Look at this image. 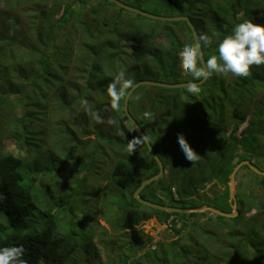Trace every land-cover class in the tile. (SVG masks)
<instances>
[{"label": "trees", "instance_id": "trees-1", "mask_svg": "<svg viewBox=\"0 0 264 264\" xmlns=\"http://www.w3.org/2000/svg\"><path fill=\"white\" fill-rule=\"evenodd\" d=\"M121 1L145 11L161 9L167 16H189L199 35L213 36L214 44L203 50L205 59L216 54V44L231 33L235 24L244 20L264 24V0ZM85 13L89 20H83ZM73 20L82 31L70 28ZM93 21L98 22L96 28H91ZM194 41L185 21L153 20L110 0H0V91L8 93L0 99V110L23 101L25 117L29 118L31 110L25 105L34 92L35 101L49 98L54 103L57 119L52 125L55 134H50L48 122L46 130L38 128L37 123L28 128L25 122L16 123L20 129L12 133L16 149L25 150L32 158L31 149L40 143L34 137L49 132L53 139L63 142L69 155L77 150L74 157L87 159L88 144L94 141L91 153L104 166V171L97 174L104 175L98 188L109 197L104 199L106 211L98 214L112 228V235L106 231L102 237L98 233L99 240L106 235L112 240L115 233L130 229L131 237L118 248V264H264V176L249 167L244 166L237 174L236 218L208 212L170 213L134 198L142 181L158 174L159 166L125 115L128 92L113 105L114 87L121 74L134 84L141 80L196 82L185 73L179 57L184 45ZM24 61L30 62L29 68L22 65ZM11 62L18 65L15 72L22 85L9 76ZM198 87L200 92L192 95L187 88L140 86L131 96L130 113L165 166L164 176L147 185L140 196L171 207L208 205L232 212L229 183L236 165L249 160L264 170V65L253 66L246 77L213 73ZM86 97H98L93 106L94 121L91 113L76 121V105ZM41 108L32 116L44 118L47 107L44 104ZM65 110L69 120L60 122V113ZM145 112L151 113V118H146ZM87 129L95 138L84 136V143L80 142L77 130ZM181 133L199 154L194 163L180 150L177 136ZM99 141L103 143L102 157ZM136 143L144 153L134 150ZM44 173L55 187L47 188L45 181L48 196H52L41 200L44 208L61 204L59 212L67 202L74 208L73 188L60 183L53 160L49 159L37 173L13 150L0 154V249L22 248L24 264H51L53 260L65 263L79 249L74 230L67 235L60 230L58 213L41 210L40 215L35 214L34 185L36 176ZM210 184L213 195L204 191ZM42 195L37 190V199ZM253 209L257 213L247 216ZM203 217L219 228L202 229L206 226V222L199 224ZM156 219L159 227L170 225L163 232L164 240L131 233L148 220L155 228Z\"/></svg>", "mask_w": 264, "mask_h": 264}, {"label": "rangeland", "instance_id": "rangeland-1", "mask_svg": "<svg viewBox=\"0 0 264 264\" xmlns=\"http://www.w3.org/2000/svg\"><path fill=\"white\" fill-rule=\"evenodd\" d=\"M98 8L101 10H104L102 5H99ZM106 9V8H105ZM150 13H155L156 15L161 16H167L162 12L161 9L154 10L151 9V11H147ZM22 15V14H21ZM83 20H89L87 14H83ZM71 27H77L80 28V26L77 25L76 21L73 20L71 22ZM98 26L97 21H93L91 24V28H96ZM69 27H62V30L68 31L70 29ZM80 31H82V28H80ZM57 43V41H56ZM21 51L24 50V48L20 49ZM16 63L11 62L10 65V74L9 76L12 77L14 80H16L19 84L22 85V83L18 79V73L15 72ZM22 65L27 69L29 68L30 62L24 61L22 62ZM18 66V65H17ZM75 69V64L72 65L71 71ZM32 76L29 75V79ZM233 77V76H232ZM26 82V81H25ZM5 84H9L8 82H5ZM29 82L27 83V89H30ZM16 90V89H15ZM17 91V90H16ZM35 93L31 92L29 94V100L28 103L25 105L26 109L31 110V115L29 118L25 117V108L23 107V101L21 104H9L4 107L3 110H0V154L3 152H7L8 150H13L15 152V155H18L25 159L27 163L30 164V167L32 169L39 173L42 170V167L45 166V164L49 163V159L53 160V167L55 168V171L57 172L58 176H60V183L66 182L68 186L73 188V197L74 201L76 202V205L74 208H70L71 202H67L63 209H60L58 212V208L60 205L58 204L55 207H51L47 205L45 208L41 202L42 199L46 197H50L52 195L48 196L47 190L45 189V181L47 182V188L50 187V189H54V185L49 181L50 178L46 173L43 175L36 176V184L34 187L40 192L42 195V198L40 197L37 199V190H34L35 198H36V205H37V211L35 214L40 215L41 210H47L51 211L53 214L59 215L60 219L62 220V224H59L60 230L67 235L70 229H73L74 232L77 234L76 240L79 243V249L77 252L71 257V259L65 263H59L55 260H53V263L51 264H118L120 261V257L118 256L117 252H119L118 248L123 247L126 240L131 237L129 230H127L125 233L126 237H122L123 234L121 233H115V236H112L110 240V235H112V228L110 223L105 218H100L98 211L101 213L102 211H106V208L104 206V199H108L109 197H104L99 190V184L102 185L103 182L100 181L104 177V175L101 174L100 177H98V172L104 171V166L102 163L98 162L97 156H93V153H91L94 150V141L89 143L88 141L85 143V146L88 144V151H90L87 159H80L79 157H74V155L77 154V150L75 153L71 156L67 153V150L63 144L62 141H58L53 139L49 132H44L40 136L34 137L36 144L31 149V156H28L25 154V150H18L16 149L17 146L14 143V138H12V133L17 132L18 128H16V123H22L25 122L27 128L29 126L36 125V123L39 125L38 128L43 127L44 130H46V123L48 125H51L50 134L55 132L52 129V125L54 123L56 124L57 119L55 117L56 113L55 111V105L52 103V101L48 98L47 100H37L35 101L33 98H35ZM8 93L1 92L0 91V99L4 98ZM33 97H32V96ZM15 95H13V98ZM88 99H82L79 103L76 105V111L74 113L75 120L78 121L80 117H84L86 114L91 113L92 115V121L93 119V106L98 103V97H93L92 100H90V97H86ZM1 102V101H0ZM32 104V105H31ZM47 107V112H45L44 118H36L35 116H32L34 114L35 110H40V108L36 105ZM24 109V110H23ZM42 110V108H41ZM68 110V109H67ZM85 113V114H83ZM60 118L63 117V119H59L60 122H66L69 119L67 118L66 110L62 113H60ZM51 119V122L49 121ZM33 120V121H32ZM81 120H85L84 118H81ZM70 123V122H69ZM79 127H83V123L79 122ZM87 125V122L85 123ZM72 125V124H71ZM23 128V126H22ZM26 129V128H24ZM57 130V129H56ZM78 134L80 136L79 140L80 142L84 143V136L95 138V135L93 132H90V129H87L85 131H78ZM103 143L99 141L97 144V147L100 149V155L103 156L101 153ZM134 150H138L140 152L144 153V148L139 144L136 143L134 146ZM67 154V155H66ZM90 156L91 158L90 161ZM87 157V156H86ZM81 160V161H80ZM91 163V165H90ZM264 168V167H263ZM86 181H83V179ZM100 178V179H99ZM58 188L60 187L59 183H55ZM65 184V183H64ZM106 184V182H105ZM213 184H210L204 191L208 192L210 195H213V193L210 191V188ZM55 190V189H54ZM42 192V193H41ZM68 193H70V189L68 190ZM111 194H109L110 196ZM55 199V198H54ZM53 197H51V202H54ZM238 206H239V199L237 197ZM44 204H47L48 201L44 200ZM51 208V209H49ZM254 210V211H253ZM250 212H248L247 216H251L252 214H256L257 210L253 209ZM66 213L68 215H66ZM208 215H213L212 212H208ZM207 215V216H208ZM150 220L145 222L144 224H141L140 227H137V229L131 230V233H141L146 236H153L156 240H164L163 238V232L165 228L167 227L164 225L163 227H159V222L156 219L155 220V228L152 224L149 223ZM100 222V223H99ZM206 222V226L202 225V223ZM102 224V225H101ZM202 229H206L209 227L213 228H219V226L206 219V217L200 218L199 223ZM102 226V227H101ZM110 233V235L104 236V239L98 237V233L105 235V232ZM168 241H166L167 243ZM168 244V243H167ZM117 254V255H115ZM162 254H160V257Z\"/></svg>", "mask_w": 264, "mask_h": 264}, {"label": "clouds", "instance_id": "clouds-1", "mask_svg": "<svg viewBox=\"0 0 264 264\" xmlns=\"http://www.w3.org/2000/svg\"><path fill=\"white\" fill-rule=\"evenodd\" d=\"M213 44L212 35L200 34L194 42L185 44L180 50L179 57L182 67L193 80L201 81L210 78L213 73H231L237 77H246L253 66L264 65V24L252 20H244L235 24L231 33L216 44V54L205 60L203 50ZM134 87V82L121 74L113 90V105L115 106L121 96ZM200 90L197 84L191 82L187 88L189 94L192 95L199 93ZM144 116L151 118L152 114L145 112ZM177 143L185 159L194 163L199 154L192 148L184 134H178ZM132 151L133 149L130 148L129 152ZM21 257L22 248L0 249V264H24Z\"/></svg>", "mask_w": 264, "mask_h": 264}, {"label": "water", "instance_id": "water-1", "mask_svg": "<svg viewBox=\"0 0 264 264\" xmlns=\"http://www.w3.org/2000/svg\"><path fill=\"white\" fill-rule=\"evenodd\" d=\"M111 2L115 3L116 5L137 13V14H141L143 16H146L148 18H151L153 20H160V21H185L188 23L189 27L192 30L193 33V37L194 40L196 39V37L199 35L196 26L193 24V22L191 21V19L189 18V16H185V15H179V16H161V15H156L150 12H147L143 9L137 8L135 6H131L127 3L122 2L121 0H110ZM203 57L205 59L204 53H203ZM206 60V59H205ZM207 79H202L201 81H196V82H191V83H195L197 84V86H200L202 84H204ZM190 82H180V83H167V82H162V81H153V80H141L137 83H135V87L130 89L128 91V93L125 96L124 99V112L125 115L128 117L129 121L131 122V124L133 125V127L135 128V130L138 132V134L140 135V137L143 139V141L145 142L149 152L151 153V155L153 156V158L155 159V161L157 162L158 166H159V172L158 174L145 179L144 181H142L141 185L136 189V191L134 192V198L140 202L141 204L151 207L153 209H157V210H161V211H166V212H170V213H205V212H212L215 215H219L225 218H236L239 215V210H238V201H237V197L232 193V189H233V185L234 182L237 178V174L238 172L244 167L247 166L249 167L250 170H252L253 172H255L256 174L260 175V176H264V170L258 168L255 164H253L251 161L249 160H244L239 162L236 167L234 168L231 177H230V183H229V192H230V202H231V208H232V212H225L222 210H219L213 206H208V205H204L200 208H193V209H189V208H178V207H171V206H166V205H161V204H157L153 201L150 200H146L144 198H142L140 196L141 192L145 189V187L155 181H158L160 178H162L165 174V166L163 161L161 160V158L159 157V155L157 154L155 148L153 147L150 139L148 138V136L146 135V133L143 131V129L141 128V126L139 125V123L135 120V118L132 116V114L130 113L129 110V100L131 98V96L133 95L134 91L136 89H138L140 86H155V87H164V88H169V89H181V88H188Z\"/></svg>", "mask_w": 264, "mask_h": 264}, {"label": "bare ground", "instance_id": "bare-ground-1", "mask_svg": "<svg viewBox=\"0 0 264 264\" xmlns=\"http://www.w3.org/2000/svg\"><path fill=\"white\" fill-rule=\"evenodd\" d=\"M235 185H236V180L234 182V185H233V189H232V193L235 195ZM236 196V195H235Z\"/></svg>", "mask_w": 264, "mask_h": 264}]
</instances>
